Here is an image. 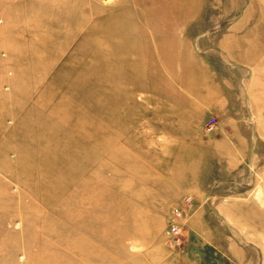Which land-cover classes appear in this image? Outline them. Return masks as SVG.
<instances>
[{
	"label": "rangeland",
	"instance_id": "374dc122",
	"mask_svg": "<svg viewBox=\"0 0 264 264\" xmlns=\"http://www.w3.org/2000/svg\"><path fill=\"white\" fill-rule=\"evenodd\" d=\"M0 264H264V0H0Z\"/></svg>",
	"mask_w": 264,
	"mask_h": 264
},
{
	"label": "crops",
	"instance_id": "0c3cea01",
	"mask_svg": "<svg viewBox=\"0 0 264 264\" xmlns=\"http://www.w3.org/2000/svg\"><path fill=\"white\" fill-rule=\"evenodd\" d=\"M45 69V68H44ZM44 69H42V70H44ZM16 72H11L12 73V77H10L9 78V80H10V82H12V84H13V86L16 88V90L17 91H20V89H24V91H23V94L21 95V96H19L16 100L18 101L19 100V102L21 103V104H24V103H27V100L29 99V96H30V98H31V95L32 94H34L35 95V93L37 92V91H39V88L37 87V86H35V83H32V82H34V80L35 79H33V81L31 82L28 78H27V76L28 75H26V69H25V71H20V72H17V70H15ZM45 71H47L46 73H40L39 75L40 76H42L41 77V79H39L40 80V82H42L43 80H45V77L46 76H50V71H51V68L50 67H47L46 68V70ZM22 72V73H21ZM47 74H49V75H47ZM21 78H20V77ZM39 76V77H40ZM23 82H25V83H27V84H25V83H23ZM39 82V83H40ZM17 83V84H16ZM13 87V94H15L16 92H15V88ZM20 88V89H19ZM38 88V89H37ZM38 93H40V91L38 92ZM31 94V95H30ZM37 95H39V94H37ZM215 98V97H214ZM18 102V103H19ZM218 102H216V101H213L212 102V105L210 104V107L212 108V107H214L216 104H217ZM221 103V102H220ZM219 103V104H220Z\"/></svg>",
	"mask_w": 264,
	"mask_h": 264
},
{
	"label": "built area",
	"instance_id": "2783aa9c",
	"mask_svg": "<svg viewBox=\"0 0 264 264\" xmlns=\"http://www.w3.org/2000/svg\"><path fill=\"white\" fill-rule=\"evenodd\" d=\"M213 123H214V120L213 119H210L209 121L205 122L204 125L205 126H208V128H209L208 130H211L212 127H213ZM175 229H176L175 226L174 225H171V227L168 230L169 233H170V236L171 235L174 236L176 234V230ZM174 239H176V238H174Z\"/></svg>",
	"mask_w": 264,
	"mask_h": 264
},
{
	"label": "bare ground",
	"instance_id": "6f19581e",
	"mask_svg": "<svg viewBox=\"0 0 264 264\" xmlns=\"http://www.w3.org/2000/svg\"><path fill=\"white\" fill-rule=\"evenodd\" d=\"M213 128V127H212Z\"/></svg>",
	"mask_w": 264,
	"mask_h": 264
}]
</instances>
